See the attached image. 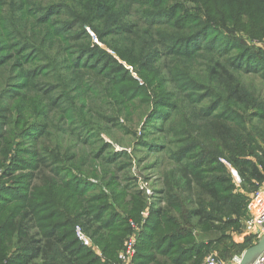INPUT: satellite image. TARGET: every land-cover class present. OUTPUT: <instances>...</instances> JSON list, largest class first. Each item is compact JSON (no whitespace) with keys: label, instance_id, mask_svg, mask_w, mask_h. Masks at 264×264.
I'll list each match as a JSON object with an SVG mask.
<instances>
[{"label":"trees","instance_id":"16d2710c","mask_svg":"<svg viewBox=\"0 0 264 264\" xmlns=\"http://www.w3.org/2000/svg\"><path fill=\"white\" fill-rule=\"evenodd\" d=\"M261 32L264 0H0V167L11 182L0 192V264L117 262L145 200L117 188L109 202L93 193L103 187L74 183L73 172H83L79 147L102 140L98 122L119 118L107 116L110 101L134 114L133 100L146 107L141 122H163L175 161L161 191L167 207L150 212L136 264L203 258L192 229L171 211L192 206L182 219L197 218L204 231L237 226L247 197L235 192L231 169L245 192L263 184L264 97L242 78L264 83V51L239 36ZM124 63L145 86L129 79ZM110 179L119 184L106 171L102 186ZM80 225L102 257L78 239Z\"/></svg>","mask_w":264,"mask_h":264},{"label":"rangeland","instance_id":"374dc122","mask_svg":"<svg viewBox=\"0 0 264 264\" xmlns=\"http://www.w3.org/2000/svg\"><path fill=\"white\" fill-rule=\"evenodd\" d=\"M47 5L48 4H46V6L44 7H46L45 9L49 10L50 7L47 8ZM58 15L60 14L58 13ZM60 19L66 21L65 17L63 16H60ZM87 30L93 37L95 43L99 44V46L103 47V49H105L109 54L116 57L112 50H110L109 48L106 49L103 44H100L98 42L96 36L89 28H87ZM70 33L75 34V31H72ZM259 35L262 37L258 36L251 38L245 33H239V36L246 41L247 45L250 48L264 51V33L261 32L259 33ZM78 37L79 36L77 35L74 39H77ZM162 62L157 64V67H160ZM124 66L127 67V70L129 72V79H131L133 82L139 83L140 86H145V81L136 74L133 67L127 65L126 63H124ZM165 71L168 75H171L169 70ZM242 79L246 85H249L251 88L259 92L261 96L264 97V83L259 78V76H255L253 74L244 75ZM169 91L175 92L173 88H169ZM133 105L135 106L134 114L131 108L126 111L125 108L122 106L121 102L110 101V104L107 106V116L119 118H115L114 121L102 120L99 122L96 119V121L100 125L99 127L102 132V140H98L96 138L97 140L95 144L92 145V148H89V146L79 147V152L81 151V149L82 151L79 154L78 159L82 161L83 172L76 171V168H74L73 172V175L75 176L73 177L74 183H76L77 179V183H80L81 187H85L84 182L91 183L93 184L92 186L99 185L103 187L101 192L93 193L105 194L109 198V202L111 201L112 197H114V189L117 188L118 191H121V189H125L129 193V195H131L132 193H140L142 198L145 200L144 203H146V207L141 213V219L135 222L136 220L130 218V220L128 221L131 230L128 234H126V236H124L125 240L123 241L122 248H120L119 251L116 253V256L118 257L116 260L117 262H115V264L119 263V256L122 250L124 249L127 240L131 237H136L137 239L136 257L139 256V251L141 250L140 236L145 231L146 221L150 217V212L153 209H161L167 207L166 204L162 202L163 200L161 197L163 196V194L161 191L164 187V179L166 172L175 165V161L170 159L169 155L164 149L167 146L170 147V145L166 144L165 135L161 134L162 130L160 129L163 125V122L160 120L150 122L149 117H145L141 122L140 118L143 115L146 107L139 105L137 103V100H133V102L129 104V107ZM123 112H125V115L121 116ZM131 120H133V123H131ZM65 123L67 127L70 122L67 120L65 121ZM83 135L84 137H86L90 134L84 132ZM64 138L66 139V136H64ZM70 143L78 144L77 138L74 139V142L73 140H71L70 142H66V144L64 143L65 147L70 145ZM106 145H109V147L111 148L109 150H106ZM98 150L99 153L95 155V152H97ZM110 153H121V155H123V158H120L119 163H114V156H108ZM125 154L126 156H124ZM100 155L111 158L112 160L108 163L113 164H111L110 166H106V164L102 165V163L105 162L100 158ZM89 171H93V173L91 174L92 176L88 174ZM106 171L111 172V177L112 174H114L116 177V181L119 180V184H116L115 188L111 186L112 179H110L109 181V186H102V182L100 180L105 176ZM4 173V168L0 167L1 178L4 176ZM5 181L6 185H10L11 183L6 178L1 179V190L3 189ZM233 184L236 187V193L244 194L247 197L246 205L244 207V215L241 218L242 221L237 226H227V224L223 225L217 223V225H220V229L214 228L211 231H204L203 227L198 225L197 218H187V220L182 219L183 216L186 215L185 211L193 209L192 206H187L186 210L171 211L173 216L181 220L182 225L185 228L190 227L192 229V232L188 233V235L190 237L192 235L195 239V243L201 245L204 257H197L196 255L193 260L194 262L191 264H206V260L211 253L217 252L220 256V254L222 255V251L224 248H229L232 250L229 256H225L226 258L223 260L224 264H240L246 251L254 249L256 246L259 245V239L257 237L249 235L247 236L245 234V224L249 218V198H251L253 194H251V192H245L244 188H242L241 177L239 179H233ZM126 199L130 200V197L127 196ZM132 223L135 225L136 228L139 229L138 231L135 230V228L132 226ZM83 233L85 234V232ZM86 237L90 241V246H92L87 247H90V249H92L94 253L102 257L99 247L95 245L94 242L90 240L87 235ZM248 238H252L250 245H248ZM259 252L261 253V250L253 254L250 259L246 262V264H251L257 257V255H259ZM221 257L223 258L224 255H222Z\"/></svg>","mask_w":264,"mask_h":264},{"label":"built area","instance_id":"2783aa9c","mask_svg":"<svg viewBox=\"0 0 264 264\" xmlns=\"http://www.w3.org/2000/svg\"><path fill=\"white\" fill-rule=\"evenodd\" d=\"M231 172L234 178H240L237 171L232 169ZM1 188L2 186L0 177V192ZM132 226L136 231L139 230L133 223ZM76 232L78 239L85 246H90V241L83 233L81 227H77ZM245 234L247 236H255L259 239V241L264 239V182L251 197V202L249 205V218L245 224ZM136 254L137 239L136 237H131L127 240L125 247L119 256L118 264H135ZM206 264H224V261L220 258L217 252H213L208 256ZM251 264H264V251L257 255Z\"/></svg>","mask_w":264,"mask_h":264},{"label":"water","instance_id":"95a60500","mask_svg":"<svg viewBox=\"0 0 264 264\" xmlns=\"http://www.w3.org/2000/svg\"><path fill=\"white\" fill-rule=\"evenodd\" d=\"M260 250H261V252L264 251V239L259 241V245L256 246L254 249H250V250L246 251V253L244 254V256L240 262V264H246V262L250 259V257ZM259 254H260V252H259Z\"/></svg>","mask_w":264,"mask_h":264}]
</instances>
